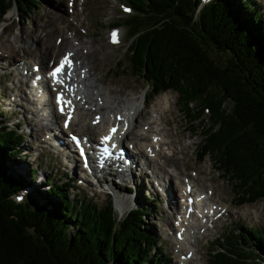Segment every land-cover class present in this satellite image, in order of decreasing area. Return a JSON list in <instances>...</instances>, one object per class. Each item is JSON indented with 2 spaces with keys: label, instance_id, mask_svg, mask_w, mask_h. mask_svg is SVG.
Masks as SVG:
<instances>
[{
  "label": "trees",
  "instance_id": "obj_1",
  "mask_svg": "<svg viewBox=\"0 0 264 264\" xmlns=\"http://www.w3.org/2000/svg\"><path fill=\"white\" fill-rule=\"evenodd\" d=\"M122 1L132 15L121 20L129 41L118 72L144 81L152 96L175 92L176 106L199 133L200 157L217 162L235 182L239 202L264 199V19L258 6L253 0H213L200 8L198 0ZM39 4L0 0V19L13 6L25 14ZM20 144L15 131L0 132V264H171L148 231L145 203L118 220L109 199L99 208L71 197L69 179L49 175L41 205L32 207L31 193L15 203L34 173L25 178L10 168L21 161ZM232 232L214 242L209 264H264V227Z\"/></svg>",
  "mask_w": 264,
  "mask_h": 264
},
{
  "label": "rangeland",
  "instance_id": "obj_2",
  "mask_svg": "<svg viewBox=\"0 0 264 264\" xmlns=\"http://www.w3.org/2000/svg\"><path fill=\"white\" fill-rule=\"evenodd\" d=\"M205 1L200 2V5L207 4ZM253 1L255 6H258L260 12L263 13L264 19V0ZM121 4L127 5L122 0H40L39 7L29 13H20L13 6L0 19V49L11 52H9L10 54L6 52L5 55L0 53V120L2 126L5 127V130H0V132L12 130L20 135L21 144L18 148L21 161L17 162L18 164H9H12L11 170L16 171L17 174L25 178L28 177L29 170L35 171L33 174L35 179L28 186L39 184L51 171L50 180L69 179V183L72 184L69 190L71 197H85L93 201L99 208H103L109 199L112 206L114 204L116 207L117 212L123 215L128 212V209L134 207L136 202L140 201L148 205L147 209L151 208V211H149V218L145 223L150 226L149 233L158 240L163 255L169 261H172L171 264H178V261L181 260L180 256L184 260L185 255L183 253L185 252L181 251L182 255L178 256L176 247L177 251L174 255L176 245L172 241V236L169 235L170 232H168L173 228L167 224L168 222L172 223V212L178 211V208L173 206L166 208L164 205L168 199L167 197L174 194L175 198L177 195V188L173 180L170 183L168 182L167 186L173 185L175 190L172 189L171 193L166 192L165 196H162L161 187H153L154 183L157 182L153 180L151 182L147 174L137 179V171L132 172L131 175L133 184L128 182L123 186H119L116 183L117 180L113 181L112 179L113 183L108 189H105L106 187L102 184L91 185L83 181L79 186V162L77 157L74 155V161H69L67 167H65V159L50 151L48 144H51V141L45 140V137L49 135L46 134L45 130L39 132L37 126H39L38 120L45 124L48 123L52 127L54 122L50 120V117L45 119V122L42 121L40 114L45 115V112H41L36 116L30 113L29 110L34 111L33 103L28 101V99L32 100L30 96L31 89L27 85L21 86L26 81L23 79L22 83L19 82V70L16 69V65L21 61L28 62L27 67L29 68L30 63H33V59H38L36 61L39 62L41 60L46 65L45 52H48L46 49L54 44L56 36L57 38L66 36L67 41H62L54 49L58 51L53 55L58 56L63 50H72L74 55L76 53L81 57H75V59L87 64L90 75V78L88 79V75L84 82V93L90 96L87 97V101L103 102V97L101 95L97 96L99 93H103L106 99L111 102L109 104L107 101L106 105L101 108L98 107L99 113L106 118L108 111L113 114L125 102H135L136 100L137 105H142V100L145 101L146 99L144 104L145 115L136 118V123L140 122L139 126L142 125L146 121L145 119L149 117V107L163 93L151 97L149 88L144 81L138 79L134 74H129L126 71L121 73L116 69L115 64L123 62L125 54H128L129 39L127 30L121 24V20L132 15V13L122 8ZM112 23H118V26L114 29L119 31L120 44L116 46H110L106 38L107 31L111 29L109 24L111 26ZM73 33L75 38L68 40ZM97 79L99 81H96ZM113 89H116L118 93L117 100H119V104L117 105L116 101H113L115 96L108 93ZM19 91H23L25 100H20L19 96H23V94H19ZM167 92L172 93V96L164 105L170 111L166 116L168 119L173 117L177 122V126L175 127L176 124L172 122L164 125L163 120H161L155 127V131L152 130L153 133L160 134V139L170 142V146L166 147V150H168L166 152L172 154V157L168 160L169 165H166L168 166L165 167L166 170L173 171L172 166L176 167L177 173L183 175V177L188 176L193 181L191 185L197 184L201 193H205L207 190L211 192L207 205L209 203H213V206L222 204L228 209L226 216L212 223L210 229L201 233L203 226L194 227L193 229L198 231L197 238H195L194 231L193 233L191 231V236L189 234L184 235L191 243L193 253H191V259H185L183 264H209L213 241L228 231L229 224L239 225L243 228V231L247 228L257 229L264 225V201L259 200L252 204L234 206L237 201L233 199L234 195L230 186L214 171L208 158L205 157L201 162L197 161L199 135L186 131L187 121L175 105L176 94L172 91ZM87 117L89 119L90 115H87ZM203 120H208V117L203 115ZM60 121L61 118L57 119L56 124L58 126ZM87 122L88 120H86ZM72 128L76 129V127ZM71 167L75 168L74 173L71 172ZM183 177L182 179H184ZM154 178H156L155 180L161 179L156 174ZM179 182L181 185L182 180H179ZM106 186L108 187V185ZM38 188L34 189V194L27 198L32 207L43 203V185H38ZM128 188L131 192L134 190V195L125 192ZM108 191L111 196H108ZM36 192H39V194L36 195ZM22 194L25 195L24 192ZM143 196L149 200V203L143 201ZM151 198L154 204L150 203ZM15 203L17 202L15 201ZM117 212H113L114 216L120 219L122 216ZM215 213L214 210L212 215ZM236 232L239 233L240 231L236 230ZM194 239L196 240L195 243H193Z\"/></svg>",
  "mask_w": 264,
  "mask_h": 264
},
{
  "label": "bare ground",
  "instance_id": "obj_3",
  "mask_svg": "<svg viewBox=\"0 0 264 264\" xmlns=\"http://www.w3.org/2000/svg\"><path fill=\"white\" fill-rule=\"evenodd\" d=\"M65 37H62V38H64V40H62V41L66 42L67 38H65ZM56 38H57V36H56ZM57 47H58V45L54 43L51 47L49 46L48 49H46V51L48 50V52H45L46 59H47L46 64L52 59V55L58 51V50H54ZM0 51H1L0 52L1 55H2V53L5 55L6 52H8V53L10 52L9 50L6 51L3 49H0ZM69 51H72V50H69ZM75 56H76V53H75ZM36 60H38V59H35V60L33 59V61H32L33 64H39L41 67H42V65H45L43 61L40 60V62H39ZM27 65H28V62H26V61H21V62H19V64L16 65V69L19 70V73H18L19 82L22 83L23 79H25V81H26L25 84H22V85L20 84V85L21 86L27 85L31 89L30 96H31L32 100L28 99V101L33 103L34 111L29 110L30 113L34 114L33 116H36L37 114H39L41 112H45V115L40 114L42 117V121L45 122V119L50 117V120L54 122L53 127H52V126H49L48 123L45 124V123H42L41 120H38L39 126H37V130L39 132H42L43 130H45L46 134L49 135V132L51 131V129L52 128L54 129V127L57 125L56 124L57 119L59 120V118H61V117H59L57 115V113L53 110V105L50 103V101L48 99L45 100L43 98V95L40 92H38V89L35 85H37L38 83H41V80L38 78V76L36 74H32L28 71L29 69H28ZM23 73H26V75H23ZM89 78H90V75H89L88 79ZM96 81H99V80L97 79ZM100 82H101V80H100ZM108 93L115 96V97H113V101H116V105L119 104V100H117V97H118L117 90L113 89L112 91H109ZM100 95L103 97V105H106L107 101L109 102V104H111V102L106 99V97L103 93H99V95H97V96H100ZM88 96L89 95L86 94V99ZM170 96H172V93L166 92V93H163L161 97H158L157 100L154 102V104L150 108V112L152 114H154V118L151 119L152 122H149V120H147L143 124L141 123L142 125H140V126H139L140 122L136 123V118H141V117H143V115H145V108L141 107L139 109V107L137 105H134V104H131L130 102H128L129 108L127 110H131L129 113L132 114L130 126L128 124V126L126 128V130L127 129L128 130L126 133L123 134V135H125L124 141H123V139H121L120 141H122L121 148L124 151H128L127 148H130V149L135 148L136 152L140 153L141 156H144L145 154L148 156L149 159H146L147 164L149 165L148 169H150L153 172V176L155 174L157 177L160 176L162 179V182H163V179L165 177H169V178L172 177L175 180L174 185L177 188V192L175 191L177 193V195L175 196V198H174V195L172 197L171 196L167 197L168 199H167L166 208H168V207L170 208L171 206L178 208V211H176L174 213L175 216L174 215L172 216V222H174L177 227H180V222H181L180 219L184 218L186 213H188V211L185 209V207H188V200H187L188 196H186V194H185V186L191 185L193 183V181L190 180L188 178V176L183 177V175H179L177 173L176 167H174V166H172L173 171H170V170L167 171L166 170L164 164L169 165L168 160L171 159L170 157H172V154L171 155L169 154L170 155L169 156L168 154L163 152V150L167 146H170V142H165L161 139L160 140H157V139L151 140V138H153V137H150L151 135H154V136L160 135V134L158 135V134L153 133V131H154L153 130L154 127H152L153 123L157 126V124H159L160 121L163 120L164 125H167L168 122H172V123L176 124L175 127L177 126V122H175L173 117L168 119L166 116L170 113V111L164 105H165V102H167V100H169ZM135 104H136V100H135ZM156 108H158V109L156 110ZM65 111H66V107L64 106V111L62 112V114H64ZM121 111L122 110H118V111H116V112L114 111V112L119 113ZM166 112H168V114H166ZM88 113L89 112H85V111L80 112V113L76 112L73 115V117L71 118V121H70L69 125L67 126L66 130L64 132H62V134L65 136V134L67 132H74L76 135H78V137L86 136L88 138L93 137L94 139H97V137L101 133L105 132V129H106L105 124L109 121L108 116H107V118H104L102 116L103 117L102 123L98 124L95 127H90L89 121L92 120V115H91V118H89L87 124L85 123V118H84L87 116ZM90 113H92V112H90ZM109 113L110 112L108 111L107 114H109ZM60 122L62 123V121H60ZM146 126H147L148 130L146 132H143V129L146 128ZM72 127H76V129H74ZM33 129H34V127H33ZM133 130H134V132H133ZM157 130H158V128H157ZM145 139H146V141H145ZM79 145L82 146L81 143H79ZM159 145H161V148ZM50 151H52V153H54L55 155L60 156V157L65 159V161H66L65 167H67L69 161L71 162L69 151L65 145L62 144L59 147H56L54 145H50ZM73 155L76 156L75 153ZM72 158H74V157H72ZM99 173H101V170L97 171V168H92V175L94 178L98 179L97 175ZM174 173H175V177H174ZM182 177L184 179H182ZM179 180L180 181L182 180L181 185H180ZM163 186H164V184H163ZM191 186L194 187V185H191ZM172 189L175 190L174 186L170 185L167 192H170ZM195 201L198 204L197 207L199 208V213H201V209H202L201 204H203V203H202V198L198 194H195ZM212 204L213 203H209L207 206L210 207ZM167 224L170 227L172 226V228H173L172 223L168 222ZM173 229L177 230V228H173ZM187 234H188V230H186V232L182 235V238L180 241H174V244L176 245V247L178 249V256L182 255L181 251L185 252V253H183V255H185L186 253H190V252L193 253L192 246L190 245L191 243L189 242L188 239H186L184 237V235H187ZM195 242H196V240L194 239L193 243H195ZM189 259H191V255H190Z\"/></svg>",
  "mask_w": 264,
  "mask_h": 264
},
{
  "label": "snow or ice",
  "instance_id": "obj_4",
  "mask_svg": "<svg viewBox=\"0 0 264 264\" xmlns=\"http://www.w3.org/2000/svg\"><path fill=\"white\" fill-rule=\"evenodd\" d=\"M115 37H116V34L113 33V42L114 43L117 42ZM71 66H72V62L67 57H65V59L60 63V65L58 67H56L50 73V75L53 78L54 83L63 84V79H61V77L65 75V68L66 67L71 68ZM68 75H70V73H68ZM57 102L61 105V109H60L61 112L64 111V106H71V103H72L70 100H65L63 93L58 94ZM68 116H69V120H70L71 119V113H69ZM118 119H119V117H118ZM96 122H99V118H97ZM65 126L67 127V124ZM125 127H127V126L125 125ZM117 134H118V129L116 127H113L110 131V134L102 138L101 143H103L105 145V147L102 150L104 155L110 156L112 154L109 151V148L107 145L112 141L113 137ZM111 146H112V148L116 147V145L114 143ZM80 151H81V155L85 154L83 148H81Z\"/></svg>",
  "mask_w": 264,
  "mask_h": 264
}]
</instances>
